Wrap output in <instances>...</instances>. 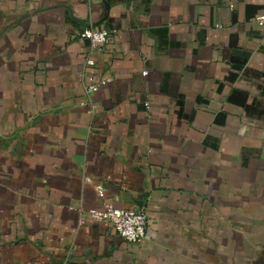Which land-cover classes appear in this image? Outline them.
I'll return each instance as SVG.
<instances>
[{"label":"crops","instance_id":"crops-1","mask_svg":"<svg viewBox=\"0 0 264 264\" xmlns=\"http://www.w3.org/2000/svg\"><path fill=\"white\" fill-rule=\"evenodd\" d=\"M261 12L264 0H0V264H259ZM86 28L108 43L90 51ZM87 73L112 80L88 98ZM106 201L144 209L141 242L88 216Z\"/></svg>","mask_w":264,"mask_h":264},{"label":"built area","instance_id":"built-area-1","mask_svg":"<svg viewBox=\"0 0 264 264\" xmlns=\"http://www.w3.org/2000/svg\"><path fill=\"white\" fill-rule=\"evenodd\" d=\"M255 24L264 29V13H257L253 18ZM110 30L107 28H86L80 36L89 41L90 51L101 50L109 41ZM95 66V61L90 56H86L84 68ZM142 74H146L143 71ZM87 83L84 84V94L90 98L91 95L103 85L111 82L112 77L102 75L98 78L94 74L87 73ZM90 106L89 112H93L94 104L89 100L86 102ZM82 105L85 102L81 103ZM89 180V179H88ZM95 190L99 194L104 193L102 185H95ZM88 216L95 222H104L110 224L117 235L128 243H139L145 235L146 214L142 208H117L106 201L101 208H93L87 211Z\"/></svg>","mask_w":264,"mask_h":264},{"label":"water","instance_id":"water-1","mask_svg":"<svg viewBox=\"0 0 264 264\" xmlns=\"http://www.w3.org/2000/svg\"><path fill=\"white\" fill-rule=\"evenodd\" d=\"M259 264L261 263V264H264V256L259 260V262H258Z\"/></svg>","mask_w":264,"mask_h":264}]
</instances>
